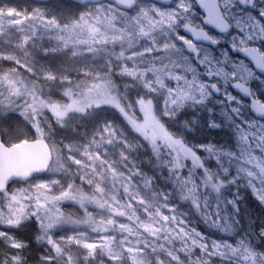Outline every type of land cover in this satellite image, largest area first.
Segmentation results:
<instances>
[{
    "label": "snow or ice",
    "instance_id": "obj_1",
    "mask_svg": "<svg viewBox=\"0 0 264 264\" xmlns=\"http://www.w3.org/2000/svg\"><path fill=\"white\" fill-rule=\"evenodd\" d=\"M68 3L0 6V264H264V226L238 231L241 189L264 205V12L234 14L255 0ZM186 107L225 142H189Z\"/></svg>",
    "mask_w": 264,
    "mask_h": 264
},
{
    "label": "rangeland",
    "instance_id": "obj_2",
    "mask_svg": "<svg viewBox=\"0 0 264 264\" xmlns=\"http://www.w3.org/2000/svg\"><path fill=\"white\" fill-rule=\"evenodd\" d=\"M2 5H9L13 7H17L21 10H31L35 7H44L49 8L56 12L61 11H72L71 5L68 1L65 0H52L48 3H35L30 0H19V1H12V0H0V6ZM261 12H264V0H255V4L248 8L247 11L242 10H235L234 14L243 17L244 19H250L252 17H258ZM197 19L202 18L204 15L201 13L199 8L197 7L196 11L193 14ZM211 32L214 35L220 37L219 43L227 46L230 41V36L226 34H217L213 30ZM229 55L236 61L243 60L236 50L229 49ZM61 63V58L55 57L50 60V66L58 67ZM255 82L260 85L258 95L260 93H264V76L258 74V78H255ZM223 97L222 96H214L210 98V107L214 108L213 115L217 116L221 122L224 121L225 116L227 114V107L225 104L222 103ZM246 106V105H245ZM196 109L192 108H185L181 110L179 114L180 120H192L195 118L196 123L191 129H184V133L186 139L193 143V144H206L208 142L213 143H223L228 138V129L222 126L219 128H211L208 127L206 124L208 113L206 110L199 111V114L196 115ZM112 119L114 118L113 113L111 112H100L98 110L97 113H94L93 116L89 117L88 120L85 122L91 126V123L101 119ZM15 127V126H14ZM179 127V126H177ZM214 163V162H213ZM241 212L240 216L238 217L240 220L238 231L242 232L244 229H252L255 232L256 227L264 226V205L260 204L256 198L252 195V193L246 189H241ZM185 210H187L188 205H183ZM255 225V227H254ZM199 227L202 228L207 232V234L212 239H223L228 238L230 235L234 239L235 233L233 234H226L220 232L218 229L212 228L208 225L203 223L199 224ZM26 229V228H25ZM24 229V231H25ZM259 244L260 242L257 241ZM28 255V253H27ZM33 261L39 259V255L35 256H28Z\"/></svg>",
    "mask_w": 264,
    "mask_h": 264
},
{
    "label": "trees",
    "instance_id": "obj_3",
    "mask_svg": "<svg viewBox=\"0 0 264 264\" xmlns=\"http://www.w3.org/2000/svg\"><path fill=\"white\" fill-rule=\"evenodd\" d=\"M33 232V227L32 225H29L25 231H23V233H21L24 237L26 238H30ZM28 256H33L32 258H34L35 256L39 255V251L35 250V249H30L28 252Z\"/></svg>",
    "mask_w": 264,
    "mask_h": 264
},
{
    "label": "water",
    "instance_id": "obj_4",
    "mask_svg": "<svg viewBox=\"0 0 264 264\" xmlns=\"http://www.w3.org/2000/svg\"><path fill=\"white\" fill-rule=\"evenodd\" d=\"M12 1H19V0H12ZM30 1L35 2V3H48V2H50V1H52V0H30ZM65 1H68V0H65ZM197 7L199 8V6H197ZM199 10L201 11V13H202L203 15H205L203 9L199 8ZM208 28H209L210 30H213V31L216 32L217 34H221V33H219V32L215 29V27H214L213 25H208ZM238 54H239V53H238ZM239 55H240L242 58H244V57L242 56V54H239ZM260 75H264V74H260Z\"/></svg>",
    "mask_w": 264,
    "mask_h": 264
},
{
    "label": "clouds",
    "instance_id": "obj_5",
    "mask_svg": "<svg viewBox=\"0 0 264 264\" xmlns=\"http://www.w3.org/2000/svg\"><path fill=\"white\" fill-rule=\"evenodd\" d=\"M156 115H157V118H158L161 122H163L164 117H163L161 114H156ZM182 132H184V130H182Z\"/></svg>",
    "mask_w": 264,
    "mask_h": 264
},
{
    "label": "flooded vegetation",
    "instance_id": "obj_6",
    "mask_svg": "<svg viewBox=\"0 0 264 264\" xmlns=\"http://www.w3.org/2000/svg\"><path fill=\"white\" fill-rule=\"evenodd\" d=\"M262 76H264V75H262Z\"/></svg>",
    "mask_w": 264,
    "mask_h": 264
}]
</instances>
